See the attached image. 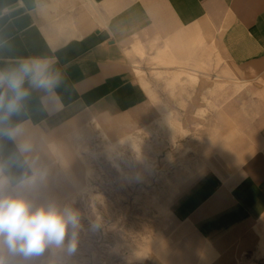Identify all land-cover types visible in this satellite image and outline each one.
<instances>
[{
	"label": "crops",
	"instance_id": "0c3cea01",
	"mask_svg": "<svg viewBox=\"0 0 264 264\" xmlns=\"http://www.w3.org/2000/svg\"><path fill=\"white\" fill-rule=\"evenodd\" d=\"M53 55L61 85L33 92L17 118L32 151L0 140L11 177L31 175L33 165L51 171L54 151L68 156L90 120L132 140L150 119L147 91L159 90L143 76L176 71V107L204 129L188 138L232 141V169L210 162L172 197L170 227L138 264H237L235 237L264 214V0H0V68ZM184 74L200 78L178 85ZM157 187L175 188L176 178Z\"/></svg>",
	"mask_w": 264,
	"mask_h": 264
},
{
	"label": "rangeland",
	"instance_id": "374dc122",
	"mask_svg": "<svg viewBox=\"0 0 264 264\" xmlns=\"http://www.w3.org/2000/svg\"><path fill=\"white\" fill-rule=\"evenodd\" d=\"M219 63L220 60L215 62L214 67ZM197 69L208 72L207 67ZM175 72H151L143 76L159 90L147 91L150 119L135 127L132 132L135 138L126 141L120 136L123 129H117L119 134L114 137L106 128V121L100 125L87 121L82 128V133L85 132L82 140L76 136L69 140L68 156L54 151L53 169L46 172L43 184L28 192L37 204L55 200L78 209L82 230L75 254L63 257L53 250L25 260L6 250L0 251V258L6 264H138L156 251L163 232L170 227L167 206L172 197L211 168L210 162L232 169L229 159L232 141L188 138L200 135L204 129L189 125V108L176 107L179 93ZM182 78L178 85L194 83L200 77L193 75L190 81L184 74ZM182 98L188 101L190 97L185 92ZM195 116L204 119L205 115ZM141 165L145 166L141 168ZM126 166L129 172L125 171ZM138 166L144 175L136 179L139 173L132 169ZM159 173L163 174L157 177ZM174 178L175 188L157 187L171 184ZM127 180L135 183V187L125 186ZM238 236L233 241L238 250L234 256L236 263L264 264V214L242 231V237ZM246 239L253 242L248 250Z\"/></svg>",
	"mask_w": 264,
	"mask_h": 264
},
{
	"label": "clouds",
	"instance_id": "9594fccd",
	"mask_svg": "<svg viewBox=\"0 0 264 264\" xmlns=\"http://www.w3.org/2000/svg\"><path fill=\"white\" fill-rule=\"evenodd\" d=\"M57 63L54 55L25 56L0 68V140L12 142L21 155L30 153L32 145L25 138L24 121L17 118L33 92H56L63 79ZM45 179L46 173L34 165L31 175L13 179L9 164L0 163V251L25 260L53 250L63 257L77 251L82 230L78 209L55 200L37 204L28 195ZM0 264L6 261L0 258Z\"/></svg>",
	"mask_w": 264,
	"mask_h": 264
}]
</instances>
